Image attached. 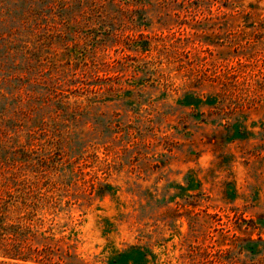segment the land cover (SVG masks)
Returning <instances> with one entry per match:
<instances>
[{"label": "rangeland", "instance_id": "obj_1", "mask_svg": "<svg viewBox=\"0 0 264 264\" xmlns=\"http://www.w3.org/2000/svg\"><path fill=\"white\" fill-rule=\"evenodd\" d=\"M0 264H264V0H0Z\"/></svg>", "mask_w": 264, "mask_h": 264}]
</instances>
